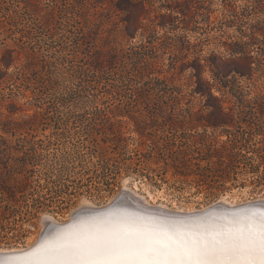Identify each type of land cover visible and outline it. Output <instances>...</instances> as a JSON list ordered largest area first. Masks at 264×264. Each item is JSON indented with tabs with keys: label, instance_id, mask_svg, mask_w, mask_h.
<instances>
[{
	"label": "rangeland",
	"instance_id": "1",
	"mask_svg": "<svg viewBox=\"0 0 264 264\" xmlns=\"http://www.w3.org/2000/svg\"><path fill=\"white\" fill-rule=\"evenodd\" d=\"M105 1L0 0V118L40 115L29 132L35 139L50 136L54 141L43 150L33 177L40 183L54 180L48 183V204L28 207L37 194L27 191L17 209L0 220V249L30 248L44 216L66 222L82 204L105 205L123 187L152 205L174 210H199L221 197L237 202L264 199V179L249 171L223 184L174 176L172 169L158 176L149 168L156 167L153 160L138 169L128 160L131 166L111 174L93 164L96 158L87 148V124L100 116L98 109L111 116L112 110L121 111L116 119L123 122L129 150L137 145L130 118L136 111L141 109L152 124L156 102L176 98L175 112L196 110L204 98L194 89L198 74L214 96L256 101L254 105L264 109V0H179L172 2L173 8L167 0H134L131 13ZM132 13L134 28L127 33ZM217 58L230 66L247 60L252 69L220 78L208 65ZM30 60L33 69L23 70ZM27 131L21 128L12 135L0 128V135L14 140ZM54 131L58 136H51ZM3 148L0 159L5 161ZM17 155L21 152L13 150L12 156Z\"/></svg>",
	"mask_w": 264,
	"mask_h": 264
},
{
	"label": "trees",
	"instance_id": "2",
	"mask_svg": "<svg viewBox=\"0 0 264 264\" xmlns=\"http://www.w3.org/2000/svg\"><path fill=\"white\" fill-rule=\"evenodd\" d=\"M95 1H99L102 5L108 2ZM172 2L180 3L179 0H167L169 8H173ZM108 4L116 10L131 13L129 7L135 2L109 0ZM164 15H161L162 19ZM128 17V24L125 25L127 33L134 28L133 13ZM156 19L157 15L151 20L152 23ZM160 23L164 25L163 21ZM105 40L107 41V38ZM147 42L150 43L151 40ZM136 47H133L134 54L139 49ZM34 65L35 63L30 60L21 68L29 72ZM208 65L215 71V76L220 78L248 74L252 69L247 60L242 63L235 62L234 66H230L226 60L217 58ZM202 66L203 64L199 63L198 67ZM140 70L138 74L142 73ZM197 81L198 84L194 89L204 98L196 110L185 108L175 112L174 107L177 105L175 98L153 103L152 124L147 121L146 114L141 109L136 111L137 115H131L130 118L138 134L137 145L131 150L128 149V137L121 130L123 122L121 119H116L121 111L112 110L111 116L103 109H98L96 114L100 116L93 117L87 124V129L91 130L90 144L87 148L90 155L96 158L93 164L114 174L116 172L114 169H120L124 165L131 166L126 164L128 160L132 162L133 169L143 167L148 161L153 160L157 165L149 168L158 176L172 169L174 176L195 177L209 182L221 181L224 184L226 180H237L236 176L240 172L249 171L263 180L264 109L257 108L254 105L256 101L252 104L239 99L214 96L206 83L201 82L199 74ZM38 116L40 115L34 114L21 120L0 118V128L5 133L15 135V131L21 128L28 130L27 134L14 140L0 135V146H4L2 151L8 158L5 161L0 159V220L7 219L17 209L27 191L37 194L34 202L28 207L38 209L48 204L45 201L48 198L46 195L51 191L48 183L54 180L46 179L45 183H40L33 177L36 172L35 166L43 157V150L48 149L54 141L50 136L47 139H35L36 135L29 132L35 129L32 126L36 124ZM113 117L115 119L112 121ZM40 119H42L40 123H44L43 115ZM148 126L151 127L150 130ZM199 126L202 127L201 131L197 129ZM58 134L54 131L51 136ZM13 150L20 151L21 155L12 156Z\"/></svg>",
	"mask_w": 264,
	"mask_h": 264
},
{
	"label": "snow or ice",
	"instance_id": "3",
	"mask_svg": "<svg viewBox=\"0 0 264 264\" xmlns=\"http://www.w3.org/2000/svg\"><path fill=\"white\" fill-rule=\"evenodd\" d=\"M25 264H264V207L185 223L115 212L38 243Z\"/></svg>",
	"mask_w": 264,
	"mask_h": 264
},
{
	"label": "bare ground",
	"instance_id": "4",
	"mask_svg": "<svg viewBox=\"0 0 264 264\" xmlns=\"http://www.w3.org/2000/svg\"><path fill=\"white\" fill-rule=\"evenodd\" d=\"M123 191H129L131 192L129 189H127L126 187H123L122 189ZM121 190V191H122ZM133 190V189H132ZM133 192V195L135 196V198L139 199V201H142L145 205L147 206H152V207H158V206H155V205H152L148 202H146V199L143 198V196L141 197V195H137V193H134ZM131 192V193H132ZM136 192V191H135ZM152 195V194H151ZM137 196V197H136ZM149 198H150V194H149ZM122 200H126L124 202H128L130 205H134V204H138V202H136V199H131L129 198V196H125V199H122ZM264 199H256V200H248L246 202H237L235 200H231V201H228L226 200L224 197H221L219 198L216 202H214L213 204L215 203H222V204H226V205H230V206H237L239 204H244V203H253V202H260ZM113 201V199L111 200ZM111 201L107 202L105 205H102L101 207L103 206H106L108 204L111 203ZM211 204V205H213ZM83 205H89V203H84L82 204L81 206ZM209 205V206H211ZM80 206V207H81ZM91 206V205H89ZM209 206L207 207H202L201 209L199 210H194V208L192 209H185V210H179V209H167V208H164V205L162 208L166 209V212L167 214L169 213L170 215H172L173 212H183V213H192V212H198V211H204L206 210ZM78 207V208H80ZM94 207V206H93ZM127 209H131L129 206H125ZM129 207V208H128ZM262 206H256V205H252V206H248V207H242L240 209H237V210H234V211H226L222 208H212L210 210H208L203 216H200V217H197V218H182V217H172V216H168L169 218H165L163 216H156V215H152V216H148V215H144V214H138V213H135V212H131V211H126V210H117L115 208H112L111 210H108L102 214H98V215H85V216H82V215H79L77 216L72 223H76L77 221L79 220H82V219H87V218H90V217H95V216H100V215H105V214H108V213H115V212H122V213H129V214H135V215H139V216H144V217H148V218H152V219H155V220H175V221H181V222H185V223H194V222H200V221H203V220H207L209 218H215V217H220V216H228V215H231L233 213H237V212H241V211H246V210H250V209H259L261 208ZM77 208V209H78ZM76 210V209H75ZM74 211V210H73ZM44 217H47V218H50L51 220H53V222L57 223V224H64L66 222H63V223H60L59 221H55L51 216L49 215H46ZM43 217V218H44ZM71 223V224H72ZM41 224H42V229L44 227V224H45V221L44 220H41ZM68 226V225H67ZM67 226H64V227H61V228H53V229H49L47 231L44 232L43 236H42V242L44 241H47V240H52L54 239L57 234L60 232V230L66 228ZM34 244V243H33ZM32 244V245H33ZM28 246V245H27ZM26 246V247H27ZM29 247V246H28ZM32 247V246H31ZM30 247V248H31ZM23 248V247H21ZM30 248H27V249H30ZM24 248V250H21L20 248H10V249H0V253H3V254H7V253H10V254H7V255H3V256H0V264H25V262L29 261L31 259V253L33 251L34 248L30 249L29 251L27 252H24V253H17V252H22V251H25L27 250Z\"/></svg>",
	"mask_w": 264,
	"mask_h": 264
},
{
	"label": "water",
	"instance_id": "5",
	"mask_svg": "<svg viewBox=\"0 0 264 264\" xmlns=\"http://www.w3.org/2000/svg\"><path fill=\"white\" fill-rule=\"evenodd\" d=\"M127 195L129 196V198H131L133 200L136 199V202H138L139 205L138 204L130 205L128 202H124L126 200H122V199H125V196H127ZM142 201H139V199L135 198L133 193H131L129 191H123L122 190L118 195H116L113 198V201H111V203L106 205V206L93 207V206H89V205H83L80 208L74 210L73 212H71L70 220L64 224H57V223L53 222V220H51L50 218L44 217L41 219V220L45 221L44 227L41 230V232L37 238L36 243L30 249L34 248L38 243L42 242V236H43L45 231H47L49 229H53V228H61V227L67 226V225L71 224L73 222V220L79 215H82V216L98 215V214H102L108 210H111L112 208H115L117 210L131 211V212H135L138 214H144V215H148V216L160 215V216H163L165 218H169L168 216L182 217V218H197V217L203 216L208 210H210L212 208H222L226 211H234V210L240 209L242 207L245 208V207L252 206V205L264 207V200H262L260 202L239 204L237 206H230V205H226V204H222V203H215V204L209 206L204 211H198V212H192V213L173 212L172 215H170L169 213L167 214L166 209L159 207V206L158 207L147 206ZM125 206H129V207L131 206L130 207L131 209H127ZM30 249H27V250L22 251V252H17V253H24V252L29 251ZM7 254H10V253H7ZM7 254L0 253V256L7 255Z\"/></svg>",
	"mask_w": 264,
	"mask_h": 264
}]
</instances>
